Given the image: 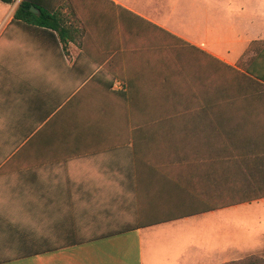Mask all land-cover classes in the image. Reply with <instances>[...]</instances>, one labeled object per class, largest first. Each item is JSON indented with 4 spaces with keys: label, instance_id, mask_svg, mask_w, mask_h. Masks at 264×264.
<instances>
[{
    "label": "crops",
    "instance_id": "0c3cea01",
    "mask_svg": "<svg viewBox=\"0 0 264 264\" xmlns=\"http://www.w3.org/2000/svg\"><path fill=\"white\" fill-rule=\"evenodd\" d=\"M21 1L14 0L10 4H15L14 7L0 18V38L14 36L18 41L17 59L7 60L5 75L0 76V105L16 106L11 119L8 109L2 115L6 124L1 128H7L5 131L10 135L12 131L13 135H20V118L26 105L37 106L39 112L40 106L46 104L48 100H41L40 91L50 94L64 89L65 94L82 78L88 80L91 70L99 72L106 66L104 57L110 55L105 49L110 46L108 42L120 41L114 37L106 43L105 38L98 37L96 42H89L88 35L80 38L72 34L73 39L68 38L62 44L49 31L21 22H13L17 27L10 36L7 28ZM104 1L174 33L228 64L248 55L253 42H264V0H176L173 5L170 0ZM236 1L239 3L234 5ZM71 2L65 0L58 8L66 12L72 4L79 14L80 7ZM104 16L88 21L81 16L77 18L89 30L90 24L102 26ZM74 23L78 24L68 22ZM236 43L240 44V50L233 48ZM77 57L81 59L74 68ZM131 82V87H135ZM115 86L122 90L125 87L120 81ZM9 87L23 93L32 88L34 95L9 99ZM135 147L114 146L104 151L108 154L91 153L79 146L67 147L66 157L77 156L82 160L71 159L47 167L40 163L32 170L27 165L7 163L0 173V264H131V250L135 252L137 241L131 246L130 241L135 233L139 235L140 264H145V232L170 230L217 211L186 216L190 208L184 205V193L174 178L178 172L164 171L177 164H154L146 159L147 148ZM183 215L186 217L171 219ZM139 223L153 225L125 230ZM109 232L125 233L100 238ZM76 240L83 243L73 242ZM111 246L121 251L112 262L106 253ZM39 250L49 251L36 253Z\"/></svg>",
    "mask_w": 264,
    "mask_h": 264
},
{
    "label": "rangeland",
    "instance_id": "374dc122",
    "mask_svg": "<svg viewBox=\"0 0 264 264\" xmlns=\"http://www.w3.org/2000/svg\"><path fill=\"white\" fill-rule=\"evenodd\" d=\"M64 1L52 0L57 6ZM70 1L80 7V15L73 16L72 11L65 12L64 8L63 11L70 16L71 22H78L72 26L80 31V38L88 35L90 42L103 37L107 43L117 37L120 41L117 44L116 41L108 42L110 46L105 49L110 55L104 57L106 66L99 72L91 70L88 80L82 78L77 86L66 91L68 93L63 94L64 89L50 94L40 91L41 100L48 101L40 106L39 112L37 106L26 105L20 118V135H13V131L10 135L5 131L7 128H1L6 124L3 111L8 109V119H11L16 106L8 104V108H3L0 105V131L3 132L0 173L11 162L27 165L32 170L40 163L47 167L62 165L66 160H82L77 156L66 157L64 149L76 146L91 153L108 154L104 151L111 147L133 144L137 150L147 148L146 159L157 165L162 162L163 166L186 154L192 161L197 150L207 151L205 137L214 130L210 129V121L232 117L235 113L228 105L231 101L220 100L219 107L214 105L220 98L218 92L227 89V83L228 90L236 89L243 78L191 42L170 40L172 48L167 49L163 46L168 45L166 35L153 32L146 23L107 1ZM175 2L170 0L172 5ZM14 5L0 1V18ZM102 14L105 15L104 24H90L89 30L80 22L81 18L80 21L77 18L81 16L88 21L103 17ZM16 27L13 22L9 24L10 36ZM132 28L136 33L133 36L129 34ZM1 39L0 76L4 77L6 62L17 59L18 41L14 36ZM233 48L240 50V44H233ZM252 54L248 51V55L238 57L229 65L240 67V63L246 64ZM76 59L74 68L81 58ZM118 81L125 85L123 90L115 86ZM130 82L135 86L133 92L127 91ZM31 89L23 93L17 92L16 87H9V99L32 97ZM164 171L173 174L178 169L169 167ZM131 236L130 246L137 241L135 252L131 250V264H140L139 235ZM143 239L145 264H223L253 254L264 258V199L192 218L170 230H149ZM120 252L119 248L111 246L106 250L108 260L112 262Z\"/></svg>",
    "mask_w": 264,
    "mask_h": 264
},
{
    "label": "trees",
    "instance_id": "16d2710c",
    "mask_svg": "<svg viewBox=\"0 0 264 264\" xmlns=\"http://www.w3.org/2000/svg\"><path fill=\"white\" fill-rule=\"evenodd\" d=\"M0 1L14 3V0ZM32 7L38 9L39 13H33ZM120 10L146 23L153 32L159 31L166 35L169 38L168 45L163 46L167 49L172 48L173 40L188 44L173 33L130 11L122 8ZM70 11L73 16L78 15L72 4ZM69 17L52 0H22L13 14L12 22H21L35 29L49 31L64 44L68 38L73 39V35H80L79 30L68 24ZM129 34H136L133 28L129 30ZM153 46L156 47V44ZM249 52L254 53L252 58L246 64L240 63V67H232L215 58L218 63L243 78L241 86L233 90H228L227 83V89L222 88L218 92L220 98H217V102H211L219 107L218 101H231L228 105L235 113L232 117L210 121V129L214 130L205 137L209 147L207 151L197 150L196 158L192 161L186 154L179 156L178 161L171 162L177 164L178 173L174 178L184 193V205L190 208L186 210V216L264 199V42H253ZM127 89L128 92H133L129 84ZM185 215L171 219H180L186 217ZM151 225L153 224L139 223L125 230ZM123 233L125 232H109L101 234L100 238ZM73 242L83 243L77 240ZM44 251L49 250H39L36 253ZM225 264H264V258L250 255Z\"/></svg>",
    "mask_w": 264,
    "mask_h": 264
},
{
    "label": "water",
    "instance_id": "95a60500",
    "mask_svg": "<svg viewBox=\"0 0 264 264\" xmlns=\"http://www.w3.org/2000/svg\"><path fill=\"white\" fill-rule=\"evenodd\" d=\"M31 11H32L33 13H35V14H38V13H39V10L36 9V8H34V7L31 8Z\"/></svg>",
    "mask_w": 264,
    "mask_h": 264
}]
</instances>
